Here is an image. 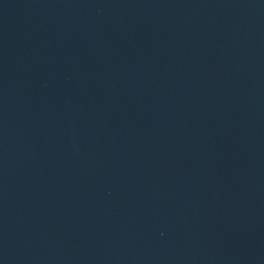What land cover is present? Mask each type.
Masks as SVG:
<instances>
[{"label": "water", "instance_id": "obj_1", "mask_svg": "<svg viewBox=\"0 0 264 264\" xmlns=\"http://www.w3.org/2000/svg\"><path fill=\"white\" fill-rule=\"evenodd\" d=\"M0 264H264V0H0Z\"/></svg>", "mask_w": 264, "mask_h": 264}]
</instances>
